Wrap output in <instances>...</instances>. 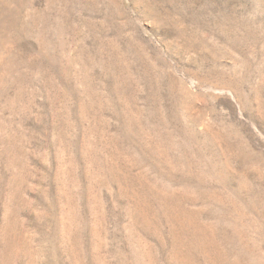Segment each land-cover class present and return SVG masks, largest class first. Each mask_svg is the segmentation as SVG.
I'll return each instance as SVG.
<instances>
[{
  "label": "rangeland",
  "instance_id": "374dc122",
  "mask_svg": "<svg viewBox=\"0 0 264 264\" xmlns=\"http://www.w3.org/2000/svg\"><path fill=\"white\" fill-rule=\"evenodd\" d=\"M0 264H264V0H0Z\"/></svg>",
  "mask_w": 264,
  "mask_h": 264
}]
</instances>
